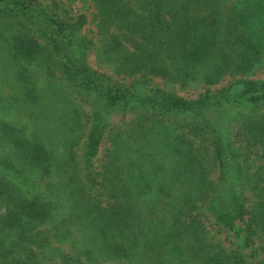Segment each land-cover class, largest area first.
I'll return each instance as SVG.
<instances>
[{
  "label": "trees",
  "instance_id": "1",
  "mask_svg": "<svg viewBox=\"0 0 264 264\" xmlns=\"http://www.w3.org/2000/svg\"><path fill=\"white\" fill-rule=\"evenodd\" d=\"M91 5L0 0V264H264V0Z\"/></svg>",
  "mask_w": 264,
  "mask_h": 264
},
{
  "label": "rangeland",
  "instance_id": "2",
  "mask_svg": "<svg viewBox=\"0 0 264 264\" xmlns=\"http://www.w3.org/2000/svg\"><path fill=\"white\" fill-rule=\"evenodd\" d=\"M48 1V0H45ZM61 1L66 7H68L72 13H77V12H82L86 15V18L89 20L88 22H86L81 29L83 30L84 27L87 28H93V23L90 20V16H91V10H92V5H91V0H59ZM89 31H87L88 33ZM88 61L91 65H93L94 67H98L100 68V64L98 63L94 51H89L88 52ZM25 65L30 68L33 69L32 66V62H27L25 63ZM33 77H30V79L32 78L33 80H35V83H38L41 81L42 79V75L43 74H32ZM264 75V62L263 64H261L259 67L253 69L251 72H248V76L251 77H258V76H262ZM154 81L158 82V84H160L161 86H165L169 89H171V91L175 92L176 94L180 95V96H184V97H195L196 95H198L201 91H203V88L198 85V83L196 84H191L185 87H179L177 85H173L171 83H164L163 81H161L159 78H154ZM227 81V78L223 79L222 81H220V83L216 84L213 87H218L220 85L225 84V82ZM53 81H51L52 84ZM9 82L5 81L4 84L0 83V95L4 94L5 91L8 90V84ZM42 82H40L41 84ZM14 87H11V89H13ZM4 103V101H3ZM31 106L30 108L32 109L34 106ZM45 106V105H43ZM87 107V105H85ZM36 107V106H35ZM42 107V105L40 106ZM39 107V108H40ZM47 108H49V106H46ZM30 111L28 110V105L26 104H22L20 106L18 105H6V103L3 105L2 103H0V117L7 119V120H11L14 124L18 125L19 127L23 128L24 130H28L30 131L31 129H33L34 125L36 126H40V124L43 126L44 124V120L45 119H41L36 121L35 118V114L33 113H29ZM50 116V115H49ZM51 118V117H50ZM41 126V127H42ZM82 144V143H81ZM102 151V146L101 144L98 147V151L95 155L92 156V166H94L95 168L99 167L100 164V154ZM213 233V232H211ZM216 237L218 239H222L223 238V233H218L215 234ZM215 238V237H214ZM223 242H226L225 240ZM107 264H113V263H107Z\"/></svg>",
  "mask_w": 264,
  "mask_h": 264
}]
</instances>
